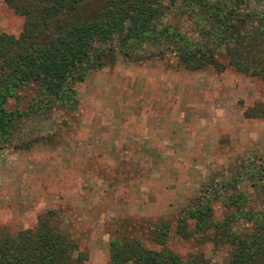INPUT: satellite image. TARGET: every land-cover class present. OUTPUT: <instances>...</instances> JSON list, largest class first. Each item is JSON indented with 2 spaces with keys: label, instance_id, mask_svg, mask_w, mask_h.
Returning a JSON list of instances; mask_svg holds the SVG:
<instances>
[{
  "label": "rangeland",
  "instance_id": "1",
  "mask_svg": "<svg viewBox=\"0 0 264 264\" xmlns=\"http://www.w3.org/2000/svg\"><path fill=\"white\" fill-rule=\"evenodd\" d=\"M103 3L81 0L71 18L92 19ZM258 6L264 10V1ZM168 21L195 38L186 16ZM23 23L0 0V34L17 37ZM100 48L110 55L70 85L68 108L33 113L37 100L27 90L9 99L8 109L33 114L16 118L0 139V239L47 219L75 242L82 264H107L110 239L125 234L159 250L148 231L165 223L166 250L224 263L228 248L182 239L174 227L189 199L264 156V65L260 74H243L218 53L222 70L189 71L163 44L136 42L130 55L139 58L121 55L116 39ZM238 186L257 206L249 183ZM216 202L213 218L221 219L227 209Z\"/></svg>",
  "mask_w": 264,
  "mask_h": 264
},
{
  "label": "trees",
  "instance_id": "2",
  "mask_svg": "<svg viewBox=\"0 0 264 264\" xmlns=\"http://www.w3.org/2000/svg\"><path fill=\"white\" fill-rule=\"evenodd\" d=\"M2 1L24 23L17 37L0 34V139L11 135L16 118L53 106L68 108L73 101L70 85L103 66L111 50L100 45L112 39L126 57L140 41L171 47L177 65L189 71L207 66L222 70L224 65L216 61L218 53L227 57L228 67L243 74L263 70L264 10L258 6L260 0L253 5L249 0H104L92 19L79 21L71 15L81 0ZM176 13L190 19L194 39L182 26L169 24ZM24 90L32 91L37 100L33 113L15 106L8 109L9 99ZM242 181L255 194L258 205L254 208L249 205L248 192L239 190ZM213 202L227 209L221 219L213 218ZM168 228L157 223L148 231L159 250L147 249L125 234L110 239L107 264H209L199 255L181 259L166 250ZM174 228L182 239L197 236L214 247L228 248L222 264H264V156L242 165L237 177L210 185L189 199L178 212ZM82 261L75 242L47 219L0 239V264Z\"/></svg>",
  "mask_w": 264,
  "mask_h": 264
}]
</instances>
